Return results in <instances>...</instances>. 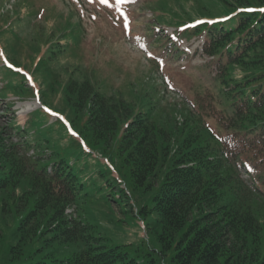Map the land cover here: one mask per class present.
Returning a JSON list of instances; mask_svg holds the SVG:
<instances>
[{
  "label": "trees",
  "instance_id": "16d2710c",
  "mask_svg": "<svg viewBox=\"0 0 264 264\" xmlns=\"http://www.w3.org/2000/svg\"><path fill=\"white\" fill-rule=\"evenodd\" d=\"M144 1L179 40L204 36L201 53L210 60L193 67L201 91L179 124L181 108L156 87L127 84L129 99L105 95L89 69L61 82L54 63L79 55L84 29L72 15L54 23L46 13L50 25L23 65L35 88L24 71L16 80L5 70L2 79L10 94L1 97L39 98L42 107L23 126L0 128V264H155L130 257L127 246H105L79 215L65 214L102 186L154 234L169 264H264V0H193L192 21L182 9L170 14L166 0ZM47 108L66 124L48 123ZM58 124L78 135L65 154L48 149ZM86 154L103 170L87 169ZM246 164L256 174L244 180Z\"/></svg>",
  "mask_w": 264,
  "mask_h": 264
},
{
  "label": "rangeland",
  "instance_id": "374dc122",
  "mask_svg": "<svg viewBox=\"0 0 264 264\" xmlns=\"http://www.w3.org/2000/svg\"><path fill=\"white\" fill-rule=\"evenodd\" d=\"M31 1L33 7L30 5L32 2L26 0H0V92L6 83L2 80L5 70L12 71L13 79L16 80L22 71V76H32L23 65L28 64L32 43H36L35 39H42L50 25L44 20V15L49 14V19L54 23H63V20L55 19L58 15H72V22L81 23L84 36L78 38L81 42L79 55L73 56L66 52L54 63L56 77L61 82L67 75L85 73L89 69L94 70L93 76L105 95L118 96V92L122 91V97L128 98L127 84H133L136 90L143 84L148 88L156 87L163 102L174 103L176 109L181 108L176 112V121L182 122L180 111L191 105L194 95L201 91L193 67L206 63L207 59L200 52L199 40L178 41L176 36L175 41H171L170 35L173 33L174 37L177 34L176 27L155 21L152 11L154 6L145 4L144 0H107L106 3H101V0ZM164 2L163 6L173 11H169L170 14H182L185 11L190 21L198 15L199 1L197 4L193 0ZM125 18L127 28L124 26ZM22 38L26 39L20 46ZM198 49L199 52L195 53ZM5 64L10 65V69L5 68ZM41 83V79H38L37 86L40 84L43 88L44 84ZM26 86L30 87V83L27 82ZM5 91L2 93L10 94ZM53 97L58 99L59 110L67 111L59 99L60 91ZM41 104L39 99L20 100L10 95L0 96V128L11 120L23 126L24 117L39 109ZM56 115L62 121H68L65 115ZM54 120L55 117L51 116L48 123ZM48 132L59 135L55 146L50 145L48 148L49 152L57 149L62 154L70 149V136H78L73 129L67 127L63 130L60 124ZM30 136L33 139V133ZM103 161L105 163V159ZM83 163L89 170H103V162L91 154H86ZM115 195V191L109 194L103 186L100 187L79 203L72 218L79 215L91 225L93 234L103 238L105 246H127L129 256L140 263L151 258L155 264H169L167 256L162 258L158 254L160 247L154 234L145 229L124 203L115 200Z\"/></svg>",
  "mask_w": 264,
  "mask_h": 264
},
{
  "label": "snow or ice",
  "instance_id": "6c2138e0",
  "mask_svg": "<svg viewBox=\"0 0 264 264\" xmlns=\"http://www.w3.org/2000/svg\"><path fill=\"white\" fill-rule=\"evenodd\" d=\"M107 2V0H101V3H106ZM260 11H262V12H264V9H261ZM124 26H125V28H127V20H126V18H125V21H124ZM165 79H167V77H165ZM247 168H248V171H253V169L250 167V166H247Z\"/></svg>",
  "mask_w": 264,
  "mask_h": 264
}]
</instances>
